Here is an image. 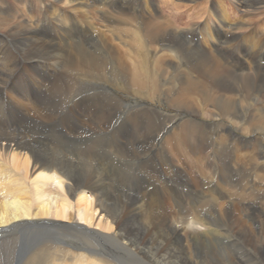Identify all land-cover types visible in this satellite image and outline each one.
<instances>
[{"label":"bare ground","instance_id":"6f19581e","mask_svg":"<svg viewBox=\"0 0 264 264\" xmlns=\"http://www.w3.org/2000/svg\"><path fill=\"white\" fill-rule=\"evenodd\" d=\"M20 1L5 7L1 5L4 2H0V97L4 90L5 104L15 117L8 121L0 117V264H46L48 259L50 264H136L138 260L150 264H206L204 257L198 256L196 245L207 251L206 237L212 235L208 231L220 221L227 224L220 226H232L236 234L232 236L227 228L214 234L226 238V244L233 242L232 264H264V190H258L254 182L248 183L256 180L257 164L249 165L253 163L249 158L244 159L245 165H240L239 161L231 159L232 152L228 153L235 145L232 130L264 136V97L261 100L259 96L264 91V66L255 65L260 59L257 55L261 54L257 50L261 51L262 46L250 41L247 35L234 34L231 38L217 31L226 20L221 14L223 8H213L212 0H203L204 4L191 0L190 7L197 3V6H206L210 2L212 14L206 12L204 22L205 15L198 17V21H188L184 27L185 34L191 31L211 37V44L206 41L191 44L178 29V21L160 13L143 15L137 7L134 10L126 6L132 0L120 1L118 9L103 8L106 2L105 6L113 8L117 0H104L102 6L99 5L101 8L95 6V0H47L48 6L40 10L42 14L39 12L41 17L38 18L27 12L14 15L22 5ZM53 1H60L62 6L63 2L74 5V13L88 21L87 28L79 25L73 12H66V16L60 14ZM144 5L147 8V2ZM22 6L28 7L27 1ZM180 8L174 7L176 11ZM32 10L33 7H28V12ZM90 11L96 14L98 11L106 21L142 25L135 27L141 35L133 33L138 51L136 66L129 67L117 45L103 34L101 44L109 52L106 57L81 39L86 29L91 35L95 32V22H91L88 15ZM179 13L177 19L186 14ZM36 21L47 29L41 31ZM8 38L9 44L5 41ZM239 38H242V47L253 44L255 48L233 50L227 46L230 40ZM147 62H151L150 68L146 66ZM52 67L62 73L68 87L77 78L78 75L72 77L77 70L86 68L89 80L143 89L146 96L157 100L160 95H166L172 108H184L180 129L168 139V145L162 146L163 149L153 148L152 138L163 129L158 118L155 120L145 114L141 116L145 124L136 123V128L132 129L138 136L139 133L147 136L145 140L140 139L136 149V160L146 162L141 167L146 179L140 181L146 190L122 184L108 186L105 182L108 171L103 169L105 163L78 157L77 151H82L76 144L85 141L88 145L89 136L95 133L92 128L82 127L85 123L81 122L80 127L68 126L60 132L31 125L32 119L26 116L28 112L51 113L58 117L75 114L89 123L94 120L91 113L95 110L80 111L84 103L56 108L53 99L47 104L38 98L42 88L53 97L64 92L56 82V72L53 75L49 70L44 76ZM49 77L52 78L45 81ZM89 80L87 82L91 83ZM175 84L178 94L174 91ZM7 95L17 100L11 101ZM238 95L239 101L235 98ZM191 97L200 99L201 104L194 103ZM208 106L216 111L214 115L206 109ZM195 108L201 116L213 115L215 124V118H218L227 125L223 121H218L222 125L217 123V131L222 135H216L219 137L215 139L219 144L217 148L224 150L213 156L219 166L215 192L209 188L203 190V186L206 188L213 180L211 175H204L201 168L204 179H200L202 185H197L188 174V167L178 166L180 159L176 163L171 154H180L186 161L192 156H185L197 150L199 140L202 139L204 145L208 139L204 135L208 128L206 124L202 123L201 128L197 122L186 119L195 115ZM247 115L253 116L254 120L245 128L241 127ZM2 123L8 124L9 128H4ZM167 123L171 124V121ZM80 148L83 147L80 145ZM187 150L189 153L186 154ZM154 157L159 158V162L153 160ZM161 170L171 177V185L178 189L177 192L167 186L169 182L166 185L155 178ZM152 177L159 183V188L150 191ZM260 180L264 182L263 177ZM137 206L138 223L129 226V218L135 210L131 207ZM97 212L100 220L95 223ZM169 212H177V218L184 226L176 224L172 220L175 217L168 216ZM162 221L168 223L166 229H171L172 235L164 233V236L155 234L152 237L151 232L155 233V229L162 231ZM64 232H67L63 238L66 243L60 238ZM92 240L95 242L90 243ZM189 241L192 247L188 245Z\"/></svg>","mask_w":264,"mask_h":264},{"label":"rangeland","instance_id":"374dc122","mask_svg":"<svg viewBox=\"0 0 264 264\" xmlns=\"http://www.w3.org/2000/svg\"><path fill=\"white\" fill-rule=\"evenodd\" d=\"M1 1L4 2V4H1L3 7L16 4V0H0V2ZM23 1L24 2L27 1L28 7L29 8L33 7V10L28 12V7L22 6L24 5ZM45 1L47 2V0H37V3H36V0H21L20 3L22 5L16 11L14 15H17L20 12H23V13L27 12L31 16L32 14L36 15L35 16L36 18L41 17L39 15L40 10H45L46 7L48 6V3H46ZM95 1L97 3L95 4V6H98V8H101L99 5L102 6V2H105L104 0H95ZM120 1L122 0H117L116 1L117 4H115L116 3L115 2L113 4L114 5L113 8H109L108 6H105L107 4L106 2V4L103 5V8L118 9L119 7L117 6H119L118 3ZM198 1L199 3L201 1V3L203 2L204 4L203 0H197L196 2ZM144 2H147V5H148L147 8H146V5H144ZM252 3H256V4L253 5ZM53 4L55 5L53 6L56 8L57 11H59L60 14L65 15L66 12H69L70 14L72 12L74 13V10H73L74 5L70 6V4H66L63 2V6L66 8L65 9L61 5L60 1H57V2L53 1ZM190 4H191V0H146V1L145 0H140V1L132 0V1H128L126 6L129 5L128 7L130 8L132 7V9L136 8L135 6H137L136 8L137 11H141L143 15H148L149 13L151 14L160 13L162 16H168L171 20L176 21V23L178 21L177 23L178 29L181 30L182 36L183 37L186 36L185 37L186 40L190 42L191 44H196V43L203 44L205 43V41L211 44L210 40L212 38L209 36L204 37L202 36L201 33H195L191 31L186 34L184 32L186 31L184 30V27H186L185 25L188 23V21H191V20L198 21L199 20L198 17L203 16L205 14L207 15L206 12H210L212 14V12L210 11V2L206 5L207 8L206 6L202 4H201L202 6L201 5L197 6V4H193L195 5V7H190ZM177 5L181 6V8L176 11L174 7ZM263 5H264V0H212L211 1V6L213 8H216V7L223 8L221 14L222 16H225V20H226L225 22L221 23L223 27L221 28L217 27V31L223 34L224 37L228 34L226 37H231V38L233 37L234 34L235 35H247L248 37L251 38L250 41L252 40L253 43L257 42L258 46H262L261 51L257 50V52L261 53L257 55L260 59L257 60L256 62L257 64L253 62L255 65H258V66H261L262 64H263L262 66H264V6ZM90 12L91 13L88 15L90 16L91 22H95L94 23L95 32L94 34L91 35L90 33L91 31L89 29H86V32L83 35V38L81 39L83 41L85 39L92 48L94 47L96 50H98L101 54L105 55L106 57L107 54H109V52H108L107 47H105L106 45H104L105 49L102 47L103 45L101 44V42L103 41L101 40L102 39L101 35L103 34L108 39V41L117 45V47L119 48V50L121 51L123 55L125 62L127 63L129 67L136 66V62L138 60V51H137L136 42L134 41L133 33L135 32L141 35L142 32L135 29V27L136 28L142 27V25L140 23L119 24V23H115L111 21H106L101 18L100 13L98 11H95L97 12V14L94 13L93 11H90ZM179 12L186 13L184 17L181 18L182 20L177 19L180 14ZM40 14H42V12H40ZM206 15L204 16L203 22L205 21ZM79 16L80 15L74 13V17L77 19V22L79 23V25L80 26L83 25V27L87 28L89 24L88 21H86L81 16L80 17ZM38 21H36V24H38L39 29L41 31L47 29L44 27V25L38 23ZM189 35L190 36L198 35L199 39L198 37H194L193 40H191L190 38H188ZM212 36L215 37V35L213 34ZM0 37L2 36L0 35ZM241 39L242 38H239L236 40H230L227 46L228 47L230 46L231 49L233 50H238L240 48L242 49L243 47L248 48V49L255 48L253 44H250L251 47H249L250 45L249 46L243 45L242 47L241 45L243 43ZM5 41L7 44L10 43L9 38L5 39ZM244 43H246V41H244ZM151 46L155 47V45H152V44ZM60 60L62 61L63 57H61ZM62 63H65V61ZM146 66L150 68L151 62H147ZM49 70H51L50 73H52L53 75L56 72V77H58L56 82L62 87L61 89L64 90V92L60 95H56L53 97L49 93L43 92L45 91V89L42 88L43 93L39 92L38 98H40L45 103L47 102V104H51L50 100L53 99V103L56 102L55 103L56 108H59L61 105L64 106L65 108H71L74 104L77 105V104L84 103L86 107L79 106L81 107L80 111L95 110V112L91 113V115L94 114L93 116L94 120L92 121V123H89L87 122V120H82L81 117H77L75 114L69 117H58L51 113L33 114V113L28 112L26 116H29L32 119L31 125L35 128L39 127V128L51 129L53 131L60 132V129L67 128L68 126L69 127L71 126L80 127L82 125L81 122L85 123L84 125H82V127L84 126L86 128H92V131H95V133L89 136L88 145L86 144L85 141L79 142L78 143L79 145L76 144L77 145L76 148L82 151V152L77 151L78 157H81L86 160L90 159V161L94 163L96 161H101L105 163L103 166V169H107L106 171H108L106 172V177H105L106 178L105 182L107 183L108 186L109 184H111L112 187H116V184H122L125 186H129V185L137 186V188H139L141 191L146 190V188H142L143 184L140 182L141 179H146L144 178L143 173H141V167L143 165H146V162L141 159L136 160V157H137L136 149L138 147L139 141H141L140 139L145 140L147 136L141 133H139V136H138L135 133L136 131L132 129H135L137 124L139 125L145 124L144 119L141 118V116L145 114H147V116H150L155 120L156 118H158L160 120V126L163 129L160 131L161 133L158 132L155 138H152L153 142L155 143L153 148L154 150L158 148L163 149L165 145H168L169 143L168 139H170L171 137L173 138V136L175 135V131H178L180 129L181 120H182L181 118L183 116L182 113H183L184 108L183 107H178L180 109L172 108L171 107L172 104L169 101V97L166 95H160L159 100H157L156 97L146 96L143 89L136 90L130 87L129 85H125V84H111L105 81L89 80L87 77L88 71L86 68H81V70H77V72L72 77H74L75 75H78V76H76L77 78L73 81L70 87L66 86L65 84L66 81H65L64 76L62 75V73H59L56 68L52 67L46 70L45 71L46 73L44 74V76L47 75ZM167 71L169 72L170 70L167 69ZM52 77L46 78L45 81H48ZM88 80L92 82L88 83L87 82ZM174 91H175V94L179 93L177 84H175L174 86ZM261 93L263 95L262 96L259 95V96H260V99L262 100L264 97V91H262ZM2 94H3L1 95L2 97H0V117L4 118L7 121L12 120L15 117H14V114L10 112V110L7 108V105L5 104L7 102H6V93L4 90L2 91ZM191 98L194 103L197 102V104L199 105L201 104L200 99H195V97H191ZM235 98H237L239 101V95L238 97H235ZM7 99L14 101V102L17 100L12 95H7ZM88 107L90 109H88ZM194 107L199 108L198 106H194ZM201 107L203 106L201 105L200 109ZM258 107L262 108V104H259ZM196 108L193 109V114L195 115L192 116V118L189 115V117L187 116L186 119L187 121L197 122L201 128L203 126L202 123L208 126L207 128L208 131L206 130L204 133L205 137L206 138L208 137L207 140L205 139L206 146L205 144L202 145V141H201L202 139L199 140L201 143L199 142L197 143L198 145H196L198 146L197 148L198 151L196 150L194 152H191L190 156L189 154H187L189 153V151L188 150L185 151L187 154L185 157L192 156L194 158V159L192 157L189 159L185 158L186 161L184 160L183 157L180 158V154H177V153L173 154L171 152L170 153L173 155V157H175V162L176 160L178 162V160L180 159L179 160L180 162L178 163L176 162L178 166L183 168V166L186 165L188 167L187 172L188 174H190L192 181H196L195 183H197V185H202L203 183L202 180L204 179L203 175H201L202 174V172L200 171L201 168L204 172V175L206 174L207 176L211 175L213 179L212 180L213 183L211 181L210 184L206 186V188L203 186V190L210 189L211 191L215 192L217 189L216 177L219 174V166L216 162V159L214 160L213 156L218 151L224 150V148H217L218 142L215 140L217 138L219 139V137H217L216 135L222 136L220 134L221 131L219 130L217 131V128L219 125H222V124H219L218 121H223V120L221 119L218 120V118H215L219 125L217 123L216 124L214 123L215 120L212 121L213 115L216 112L212 106L206 107L207 110L213 112L212 116H210L207 113L201 116V114L199 113V110ZM252 109L253 108H251V110ZM10 116L11 118H9ZM172 117H174V119ZM183 119H185V117ZM252 120H254V117L251 115H247L245 118V122L243 123L241 127L245 128L246 125L248 126L249 124L248 122H252ZM168 121H171V124H168L167 123ZM222 123H224V125L227 127L224 121ZM2 124L4 128L5 127L9 128L8 124L6 123H2ZM98 132H101V133H98ZM226 133L228 134V131ZM231 134H233L232 139H235L234 140L235 145H233L231 150H229L228 152V153L232 152L231 159L234 162L239 161L240 165H243V164L245 165L246 164L245 160H249V158H251L252 160L250 159L249 161H252L253 163H250L249 165L257 164V167H256L257 173L254 172V174L256 173V176H255L256 180H253V181L250 180L248 181V183L252 184L254 182L255 187L256 188L258 187L257 188L258 190H260V188L264 190V184H263L264 182L263 181L261 182L260 180L262 177L264 178V136L258 133H255V134L249 133L248 131L247 133L244 131L240 132L238 131V129L232 130ZM209 137L210 138L212 137L211 138L212 141L209 139ZM72 143L73 142H71V144ZM160 143H161V146H160ZM80 145L83 148H80ZM181 146H183V143H181L180 145V148L183 149L184 147H181ZM158 150H156L157 153H158ZM203 151L204 153H202ZM237 157L238 158L240 157V158L238 159ZM241 158L242 160H240ZM153 160L159 162V158L157 157H154ZM214 168L215 169L217 168V169L215 170ZM254 174H253V177H254ZM156 176L157 177L155 178L158 179L159 183L166 184L167 182H169L170 184L168 183L169 185L167 184L166 185L170 189H173L176 192L178 191L177 188H174L171 185V177L168 176L163 170H161V172H157ZM156 179H154V177L150 178V181H149L150 191L151 190L153 191L154 187L159 188V183L155 182L157 181ZM230 184L234 185L233 182H231ZM211 188H214V189H211ZM223 192L224 194L226 193V191H223ZM223 205H225V203ZM128 206L130 207L131 205L128 204ZM131 208H135V210L132 212V216L129 218V223H131L129 224V226L131 225L134 226L136 223H138L136 214L139 210V207L137 206V207H131ZM172 212H169L168 216L175 217L172 220L175 221L176 224L179 223L181 226H184L181 224L180 219L177 218V212L175 213H172ZM96 215H95V223H97L100 220V215L98 214V212L96 213ZM139 221H140V218H139ZM215 223L218 225L212 226L208 231L209 232L208 234H212V235H207L206 237V241L209 243L207 245V251L206 249L196 245L197 254L199 257L200 256L204 257L206 264H232V262L230 261V259L233 261L232 257L230 256V252L232 251L230 250L235 251L234 248L232 247L233 242L229 241L228 244H226V241H227L226 238L222 236L216 237L214 236V234L216 233L215 231H219V233L222 230L226 231V228H227V231L232 236L236 234L234 233L232 226H229V227L220 226L222 224H225V222L220 221V224L218 222H215ZM144 224H146V222ZM167 225L168 223H166L165 221H162V225H161L163 227L162 231L155 229L154 231L155 233L151 232V236L153 237L155 234L157 235L162 234L164 236V233L172 235L171 229H166ZM64 235H67V232L62 233L60 235V238L63 243H66L63 240ZM50 242L53 243V241H50ZM94 242L95 241L92 240L90 243H94ZM188 245L191 246L190 241ZM66 247L67 249H71L68 246ZM89 248L93 250H99L97 247H94V248L89 247ZM63 253L67 254L68 252L64 251ZM135 262L136 264H150L149 262L147 261L144 262L142 260H138ZM46 264H50L49 259L46 260Z\"/></svg>","mask_w":264,"mask_h":264}]
</instances>
